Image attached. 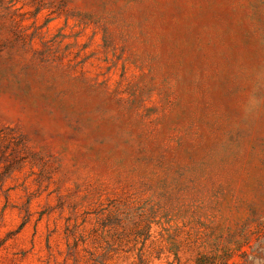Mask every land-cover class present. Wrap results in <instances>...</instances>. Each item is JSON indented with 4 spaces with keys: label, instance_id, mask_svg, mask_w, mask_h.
I'll return each instance as SVG.
<instances>
[{
    "label": "rangeland",
    "instance_id": "rangeland-1",
    "mask_svg": "<svg viewBox=\"0 0 264 264\" xmlns=\"http://www.w3.org/2000/svg\"><path fill=\"white\" fill-rule=\"evenodd\" d=\"M0 264H264V0H0Z\"/></svg>",
    "mask_w": 264,
    "mask_h": 264
}]
</instances>
